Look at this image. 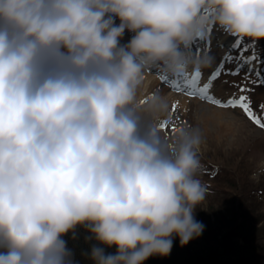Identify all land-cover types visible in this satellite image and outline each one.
Wrapping results in <instances>:
<instances>
[{
	"label": "clouds",
	"instance_id": "obj_1",
	"mask_svg": "<svg viewBox=\"0 0 264 264\" xmlns=\"http://www.w3.org/2000/svg\"><path fill=\"white\" fill-rule=\"evenodd\" d=\"M216 26L264 40V0H0V264H72L81 225L94 264L202 234V135L162 136L167 99L142 86L209 65L192 45Z\"/></svg>",
	"mask_w": 264,
	"mask_h": 264
},
{
	"label": "rangeland",
	"instance_id": "obj_2",
	"mask_svg": "<svg viewBox=\"0 0 264 264\" xmlns=\"http://www.w3.org/2000/svg\"><path fill=\"white\" fill-rule=\"evenodd\" d=\"M115 22L119 24L118 19ZM211 30L224 32L218 26L211 27ZM228 39L231 40L232 36L229 35ZM244 41L240 40L242 47L246 45ZM219 48L211 53V63L204 67L205 70L214 68L219 63V54L223 56L226 53L227 63L233 59L237 61L242 55L247 58L255 56L258 63L262 62L264 71V40L251 42L248 50H239L235 54ZM232 66L235 64L223 68L216 81L212 82L213 86L225 95L231 93L237 98L246 97L245 102L249 104L253 115L264 119V81L245 74H229ZM162 95L167 98L168 94L162 92ZM169 96L168 111L159 121L162 125L161 134L171 140L178 128L199 129L202 144L198 179L207 188L205 200L195 210L196 220L204 225L202 234L183 247L179 238H175L169 257L182 251L207 253L219 244L223 234L236 229L242 231L238 238L240 244L251 240L264 247V127L254 123L240 107L224 110L188 98ZM214 112H222L224 115L220 119L214 118ZM71 233L85 235L91 244L90 253L98 243L90 238L92 234L82 225ZM233 247L223 258L226 264L241 259L248 264H264V248L263 251L252 252L240 246ZM155 259L164 261L169 258L155 256ZM87 264H94L91 256Z\"/></svg>",
	"mask_w": 264,
	"mask_h": 264
},
{
	"label": "trees",
	"instance_id": "obj_3",
	"mask_svg": "<svg viewBox=\"0 0 264 264\" xmlns=\"http://www.w3.org/2000/svg\"><path fill=\"white\" fill-rule=\"evenodd\" d=\"M242 231L236 229V231L231 230L223 234L221 241L219 244L211 248V250L207 253H184L179 252L176 254L168 255V260H160L155 259V256L149 257L144 264H226L223 258H225L229 251L233 250V246H240L241 248L248 249L252 252H259L263 251L262 247L257 241H244L243 244L238 243V241H234L233 237L235 235L241 236ZM64 240L67 242V248L71 250L72 256V264H87L88 257H90L89 252V242L85 239V235L82 233L74 234L69 232L64 237ZM90 238L94 241V237L91 235ZM98 244V243H96ZM102 246V245H101ZM105 251L107 253H115L116 248L115 246L106 247ZM231 264H248L244 260H236Z\"/></svg>",
	"mask_w": 264,
	"mask_h": 264
},
{
	"label": "snow or ice",
	"instance_id": "obj_4",
	"mask_svg": "<svg viewBox=\"0 0 264 264\" xmlns=\"http://www.w3.org/2000/svg\"><path fill=\"white\" fill-rule=\"evenodd\" d=\"M199 77V74H197V76L193 77V81L195 82V80ZM214 79V77H213ZM211 89V84L206 83L201 89L200 91L207 95L210 92ZM209 99H212L210 96L208 97ZM246 97L241 96L238 100H233V99H229L226 102H221L220 100H215L212 99V102L218 106H231V107H240L242 108L245 113H247V115L249 116L250 119L253 120L254 123H256L258 126L264 127V124L261 123L260 119H258L256 116L253 115V113L250 110V106L248 103H246Z\"/></svg>",
	"mask_w": 264,
	"mask_h": 264
},
{
	"label": "bare ground",
	"instance_id": "obj_5",
	"mask_svg": "<svg viewBox=\"0 0 264 264\" xmlns=\"http://www.w3.org/2000/svg\"><path fill=\"white\" fill-rule=\"evenodd\" d=\"M221 38H226V37H224V36H221ZM125 40L126 39H128V38H124ZM123 39V40H124ZM122 40V39H121ZM206 83H210V81L208 80V76L206 77V80L204 81V84L202 85V86H200V87H198L199 89L200 88H202ZM148 85H150V86H152L153 88H154V86H153V83L150 81V79H147V80H145V82H144V85L142 86V90H143V94L144 95H146V94H149V90L150 89H147L148 87ZM167 99V103L169 102V99L168 98H166ZM168 106H169V104H168ZM224 114L222 113V112H214V118H221L222 116H223ZM212 117V118H213ZM228 127H229V125H228Z\"/></svg>",
	"mask_w": 264,
	"mask_h": 264
}]
</instances>
